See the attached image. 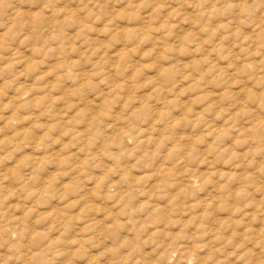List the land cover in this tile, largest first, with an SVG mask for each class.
<instances>
[{"label": "rangeland", "instance_id": "1", "mask_svg": "<svg viewBox=\"0 0 264 264\" xmlns=\"http://www.w3.org/2000/svg\"><path fill=\"white\" fill-rule=\"evenodd\" d=\"M220 263L264 264V0H0V264Z\"/></svg>", "mask_w": 264, "mask_h": 264}, {"label": "bare ground", "instance_id": "2", "mask_svg": "<svg viewBox=\"0 0 264 264\" xmlns=\"http://www.w3.org/2000/svg\"><path fill=\"white\" fill-rule=\"evenodd\" d=\"M207 12H208V11H207ZM55 28H56V27H55ZM17 51H18V50H17ZM19 67H20V66H19ZM199 114H200V113H199ZM200 117H201V116H200ZM93 122H94V121H93ZM118 153H119V152H118ZM162 177H163V175H162ZM159 178H160V177H159ZM192 178H193V177H192ZM139 179L142 180L143 178H139ZM190 179H191V178H190ZM157 180H158V179H157ZM129 181H130V180H129ZM129 181H128V185H129ZM138 181H139V180H138ZM160 181H161V180H160ZM188 181H189V180H188ZM131 182H134V180L131 181ZM147 182H148V181H147ZM137 183H138V182H137ZM142 183H143V182H141L140 184L142 185ZM160 183H161V182H160ZM164 183H165V182H164ZM203 183H204V182H203ZM134 184H136V183H134ZM140 184H138V185L141 186ZM194 184H195V183H194ZM131 185H132V184H131ZM131 185H130V186H131ZM153 185L155 186V184H153ZM159 185H161V184H159ZM159 185H158V186H159ZM165 185H166V184H165ZM172 185H173V184H172ZM145 186H146V185H145ZM149 186H150V185H149ZM163 186H164V185H163ZM163 186H162V187H163ZM169 186H170V185H169ZM178 186H179V185H178ZM189 186H190V185H189ZM189 186H188V187H189ZM133 187H134V185H133ZM135 187H137V186H135ZM155 187H157V185H156ZM162 187H161V190H162ZM164 187H167V186H164ZM175 187H177V186H175ZM181 187H182V186H181ZM181 187H180V188H181ZM191 187H192V186H191ZM191 187H190V188H191ZM123 188H124V186H123ZM142 188H143V187H142ZM145 188H146V187H144V189H145ZM158 188H159V187H157L156 189H154V188H153V189H154V190H157ZM173 188H174V187H173ZM180 188H179V189H180ZM183 188H184V186H183ZM185 188H186V187H185ZM147 189H148V188H147ZM179 189H178V190H179ZM133 190H135V189H133ZM165 190H166V189H165ZM187 190H188V188H187ZM137 191H138V190H137ZM143 191H144V190H143ZM192 191H193V190H192ZM131 192H133V191H131ZM131 192H130V194H131ZM134 192H135V191H134ZM148 192H149V190H148ZM159 192H160V190H159ZM176 192H177V191H176ZM182 192H183V191H182ZM184 192H186V191H184ZM188 192H190V191H188ZM136 193H138V192H136ZM139 193H140V192H139ZM149 193H150V192H149ZM180 193H181V192H178V194H180ZM186 193H187V192H186ZM128 194H129V193H128ZM143 194H144V192H143ZM143 194H142V195H143ZM133 195H134V194H133ZM137 195H138V194H137ZM142 195H140V196H142ZM167 195H168V194H167ZM181 195H182V194H181ZM126 196H128V195L126 194ZM131 196H132V195H131ZM150 196H152L151 193H150ZM177 196H179V195H177ZM182 196H183V195H182ZM185 196H187V195L185 194ZM185 196H183V197H185ZM136 197H137V196H136ZM142 197H143V196H142ZM169 197H170V196H169ZM179 197H180V196H179ZM137 198H138V197H137ZM137 198H136V199H137ZM143 198H144V197H143ZM131 199H132V197H131ZM131 199H130V201H132ZM136 199H135V197H134V201H133L134 203L136 202V201H135ZM185 199H186V198H185ZM217 200H218V199H217ZM127 201L130 202L129 200H127ZM205 202H206V201H205ZM142 203H143V202H142ZM131 204H132V203H131ZM139 204H140V203H139ZM158 204H159V203H158ZM174 204H175V203H174ZM132 205H134V204H132ZM204 205H205V204H204ZM127 206H129V204H128ZM152 206H153V205H152ZM155 206H157V205L155 204ZM155 206H154V207H155ZM160 206H162V205H160ZM160 206H159V207H160ZM192 206H193V205H192ZM199 206H200V205H199ZM199 206H198V207H199ZM201 206H202V205H201ZM210 206H212V203H211ZM165 207H166V206H165ZM167 207L169 208V206H167ZM194 207H195V206H194ZM194 207H192L191 209H193ZM202 207H205V206H202ZM202 207H201V208H202ZM126 208H127V207H126ZM128 208H129V207H128ZM128 208H127V209H128ZM163 208H164V207H163ZM163 208L161 207V209H163ZM211 208H212V207H211ZM127 209H126V210H127ZM150 209H152V207H150ZM155 209H157V208H155ZM155 209H154V210H155ZM166 209H167V208H166ZM178 209H179V208H178ZM208 209H209V208H208ZM128 210H131V211L133 212L132 209H128ZM135 210H136V209H135ZM159 210H160V209H159ZM188 210H189V209H188ZM188 210H187V211H188ZM203 210H204V209H203ZM209 210H210V209H209ZM136 211H137V210H136ZM156 211H158V210H156ZM207 211H208V210H207ZM154 212H155V211H154ZM168 212H169V210H168ZM196 212H197V211H196ZM205 212H206V211H205ZM134 213H135V212H134ZM151 213H152V212H151ZM155 213H156V212H155ZM158 213H159V212H158ZM185 213H187V212H185ZM152 214H153V213H152ZM152 214H151V215H152ZM161 214H162V213H161ZM166 214H167V212H166ZM166 214H165V215H166ZM206 214H207V213H206ZM127 215H128V214H127ZM129 215H131V214L129 213ZM138 215H139V214H138ZM131 216H132V215H131ZM197 217H198V216H197ZM130 218H131V217H130ZM132 218H134V217H132ZM132 218H131V219H132ZM137 218H138V216H137ZM149 218H150V217H149ZM193 218H194V217H193ZM198 218H199V217H198ZM202 218H203V217H202ZM200 219H201V216H200ZM203 219H204V218H203ZM210 219H211V218H210ZM137 220H138V219H137ZM193 220H194V219H193ZM197 220H198V219H197ZM201 220H202V219H201ZM208 220H209V218H208ZM212 220H213V219H212ZM191 221H192V220H191ZM202 221H203V220H202ZM215 221H216V220H215ZM226 221H227V220H226ZM196 222H197V221H196ZM232 222H234V221H232ZM202 223H203V222H202ZM202 223H201V224H202ZM216 223H217V222H216ZM220 223H223V221L220 222ZM220 223H219V224H220ZM203 224H204V223H203ZM224 224H225V223H224ZM217 225H218V224H217ZM199 226H200V225H199ZM221 226H222V225H221ZM216 227H217V226H216ZM219 227H220V226H219ZM219 227H218V228H219ZM204 228H205V227H204ZM204 228H203V229H204ZM210 231H211V230H210ZM203 232H204V231H203ZM216 234H217V233H216ZM216 234H215V235H216ZM217 235H218V234H217ZM218 236H219V235H218ZM216 237H217V236H216ZM220 261H221V260H220ZM220 261H219V262H220ZM220 264H221V263H220Z\"/></svg>", "mask_w": 264, "mask_h": 264}]
</instances>
